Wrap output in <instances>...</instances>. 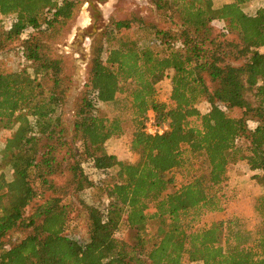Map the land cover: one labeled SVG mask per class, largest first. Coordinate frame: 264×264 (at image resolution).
I'll use <instances>...</instances> for the list:
<instances>
[{"label": "trees", "instance_id": "1", "mask_svg": "<svg viewBox=\"0 0 264 264\" xmlns=\"http://www.w3.org/2000/svg\"><path fill=\"white\" fill-rule=\"evenodd\" d=\"M149 1L166 27L134 16L114 21L93 44L73 115L75 150L61 115L68 89L63 60L47 40L60 39L80 0H0V22L9 24L0 30V55L10 42L20 56L18 69H0V129L9 132L0 166L12 174L8 180L0 171V264H264V6L248 14L243 5L251 0L219 7L210 0ZM216 21L225 29L215 35ZM134 25L149 30L145 40L131 36ZM229 33L238 41L227 39ZM113 38L117 45L107 49ZM161 78L171 85L165 101L158 96ZM122 92L131 102L135 162L104 147L123 126L99 110ZM150 112L167 124L164 133L145 132ZM196 156L205 172L168 191L173 179L166 173ZM86 159L95 170H117L100 187L109 199L105 213L80 200L89 223L81 242L65 229L70 199L93 186L82 167ZM236 161L259 170L253 178L263 187L253 205L256 231H245L250 239L231 218L202 225L204 216L226 212ZM152 221L159 227L149 233ZM121 224L135 231L133 243L116 236ZM16 229L30 232L13 243Z\"/></svg>", "mask_w": 264, "mask_h": 264}, {"label": "rangeland", "instance_id": "2", "mask_svg": "<svg viewBox=\"0 0 264 264\" xmlns=\"http://www.w3.org/2000/svg\"><path fill=\"white\" fill-rule=\"evenodd\" d=\"M210 4L214 7H219L222 4L231 0H210ZM264 6V0H251L243 5V10L248 14H254L257 9ZM98 9L99 13L95 15V10ZM96 19H95V16ZM139 17L150 23H157L166 27L160 20L158 14L155 12L154 6L149 0H80L75 13L70 19L61 33L59 40L52 38L48 39L53 52L59 55L63 60L66 82L68 89L66 92L65 103L62 106V120L67 127V140L73 149H77V143L72 142V128H73V115L78 100L82 97L85 91V84L88 80V66L92 55V47L97 36L102 35L107 28L113 26V22L117 20L131 19L132 17ZM7 25L0 22V30H7ZM214 34H218L225 29V23L222 21L214 22ZM149 33L148 29L138 28L132 26L130 34L137 41H143ZM227 39L237 42L235 33H229ZM117 39H110L105 43V47H115ZM14 43L8 42L5 46L4 53L0 55V69L4 67L16 70L20 66V56ZM107 50L104 54L106 56ZM199 61H205V57L198 58ZM236 61L234 64H238ZM170 82L166 78L158 79L157 90L159 100L165 101L168 99L170 93ZM126 92L118 95L117 101L112 104L103 105L99 112L101 115L113 119L114 117L120 118L123 126V131L118 136H113L108 139L104 145L109 154L116 155L119 160L126 162H135L138 158L135 152L131 150V102L127 97ZM200 109L206 111L208 109L207 103H201ZM236 113V112H234ZM238 114V111H237ZM256 124L250 122V127ZM7 130L0 129V151L4 146V138L8 135ZM246 142L243 141V145ZM1 161V154H0ZM70 161V160H69ZM69 161L63 162V167H67ZM1 167V166H0ZM82 167L86 175L93 182V186L86 187L78 196H73L70 201L73 205L69 207V219L66 225L65 233L71 238L81 242H85L88 237V219L87 214L81 207L80 200L88 205L97 207L100 211L106 212L109 199L105 193L100 189L103 182H108L115 177L117 168H112L107 171H98L93 169L91 162L87 159L82 162ZM7 179H11L10 168L1 167ZM205 172L204 160L196 156L191 158L190 162H186L182 168L172 169L166 173L167 177L173 179V183L169 186L168 191L178 189L183 183L189 179L194 173ZM255 173L260 171H250L244 161H236L230 166L229 169V183L227 186V194L231 196V201L227 205V210L216 216H204L202 219L203 226H209L213 221L231 218L235 223V228L243 232V236L250 239L252 236L246 234L247 232H255L257 219L254 216L253 205L255 199L262 194L263 187L253 178ZM67 174V172H65ZM64 178H60L59 182L63 183ZM57 182V180H56ZM53 193L52 189L45 190L43 196H39L29 207L28 213L32 209L46 200ZM159 227L158 222L152 221L148 224L149 233L157 231ZM30 230L16 229L11 233L10 242H18L29 234ZM116 236L133 243L135 240V231L131 230L125 224H121ZM197 264V263H192Z\"/></svg>", "mask_w": 264, "mask_h": 264}, {"label": "built area", "instance_id": "3", "mask_svg": "<svg viewBox=\"0 0 264 264\" xmlns=\"http://www.w3.org/2000/svg\"><path fill=\"white\" fill-rule=\"evenodd\" d=\"M168 129L167 124H159L155 119V116L152 112L149 113L146 125L145 132L150 135L162 134Z\"/></svg>", "mask_w": 264, "mask_h": 264}, {"label": "flooded vegetation", "instance_id": "4", "mask_svg": "<svg viewBox=\"0 0 264 264\" xmlns=\"http://www.w3.org/2000/svg\"><path fill=\"white\" fill-rule=\"evenodd\" d=\"M94 10H95V15L99 13V10L98 9H94ZM95 19H96V16H95Z\"/></svg>", "mask_w": 264, "mask_h": 264}, {"label": "crops", "instance_id": "5", "mask_svg": "<svg viewBox=\"0 0 264 264\" xmlns=\"http://www.w3.org/2000/svg\"><path fill=\"white\" fill-rule=\"evenodd\" d=\"M251 171V170H250ZM253 172V171H252Z\"/></svg>", "mask_w": 264, "mask_h": 264}]
</instances>
